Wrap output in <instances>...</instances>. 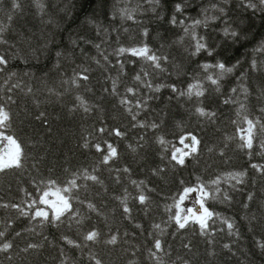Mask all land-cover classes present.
I'll return each mask as SVG.
<instances>
[{"label": "trees", "instance_id": "1", "mask_svg": "<svg viewBox=\"0 0 264 264\" xmlns=\"http://www.w3.org/2000/svg\"><path fill=\"white\" fill-rule=\"evenodd\" d=\"M226 28L235 37L226 36ZM0 36L8 41L0 44V54L9 60L0 72V104L10 115L9 127L0 131L18 138L26 156L20 169L0 174V204L27 208L51 180L56 181L53 191L72 179L78 185L65 193L74 199L63 223L41 224L30 219L31 213L0 207L5 233L0 247L13 245L0 251V264H264V176L251 167L264 164L259 147L264 142V48L258 47L264 45V11L242 0H0ZM200 38L211 55L206 49L193 54ZM145 43L168 58L161 60L163 70L128 52L117 55L121 47ZM118 60L125 62L123 71ZM219 63L233 71L218 76ZM84 69L86 81L79 78ZM144 71L150 73L147 78ZM137 73L152 90L140 85L138 97L128 95L133 120L120 99L128 87L139 85ZM209 75L218 78V90ZM113 81L119 95L111 91ZM172 85L184 93L190 85L195 93L198 86L204 95H179ZM229 97L235 100L224 103ZM138 98L147 100L143 109L135 107ZM198 108L215 115H201ZM40 113L44 116L37 119ZM249 119L259 121L250 150L241 147ZM153 122L159 127L152 129ZM101 127L106 131L99 132ZM117 127L126 135H112ZM187 134L200 145L180 166L170 157L183 148L179 141ZM97 143L105 152L96 151ZM108 143L117 156L104 164ZM236 173L245 175L233 178ZM217 178L220 195L206 201L216 214L208 220L209 234H200L191 222L178 230L171 217L179 211L174 205L183 188ZM141 193L148 198L145 204L137 199ZM226 220L235 225L232 234ZM90 231L99 233L96 240L85 239ZM113 236L116 243H108ZM157 239L164 251L156 252Z\"/></svg>", "mask_w": 264, "mask_h": 264}, {"label": "snow or ice", "instance_id": "2", "mask_svg": "<svg viewBox=\"0 0 264 264\" xmlns=\"http://www.w3.org/2000/svg\"><path fill=\"white\" fill-rule=\"evenodd\" d=\"M155 2L158 4L159 0H155ZM247 5L248 8L253 9L255 11H264V0H242V4ZM15 7L18 8L19 4H15ZM155 10V8L153 9ZM176 11L179 12L181 11V6L178 4L176 5ZM221 11H223L221 9ZM129 19L132 17L129 16ZM173 24H176V18L173 16L172 21ZM180 23H183L181 21ZM200 21H196V24H199ZM187 31V30H186ZM224 34L231 35L235 37L236 33L234 30L231 32L226 28L224 31ZM144 36H148V31L147 29L144 30ZM8 41L3 39L2 36H0V44H7ZM258 47L264 48V45H259ZM97 48H99V45H97ZM202 49H206L209 53V55L212 54L211 49H207V45L203 43V38L197 39L196 41V46H195V52L193 53L198 54ZM125 52L130 53L132 56H138L142 57L147 61L153 62V66L156 69H162L161 65V60H167L168 58L166 56L160 57L158 56L155 52H152V50L148 47V45L145 43L141 47L138 48H124L121 47L117 53V55H123ZM151 52V54H149ZM104 59L107 60V56H104ZM9 63V60L6 59V57L3 54H0V72H5L6 66ZM119 64L120 70L123 71L124 69V61H117ZM205 69H208L212 67V65L205 64L203 66ZM220 69V72L218 76H223L226 73L232 72V68H226L223 63H219L216 65ZM253 67H255V61H253ZM88 70L84 69L83 72L79 73V78L82 80H88V75L84 74ZM150 75L148 71L143 72V77L147 78ZM135 81L139 82V85H136L134 87H128L126 89V95L121 97L120 99V104L122 105H127V111L132 114V119L136 120V113H133L132 111V104L133 101L128 98V95H131L133 97H138L139 96V86L144 85L147 87L149 90H152V85L150 81H147L146 79H142V75L140 73H137L135 75ZM208 80L211 81L212 84L217 85V90H218V78H214L212 75H209L207 77ZM13 87H19V85H14ZM160 87H163V85L157 86L154 90L159 91ZM193 87L192 85L189 86L187 93L184 92H178L177 88L175 85H172V91L173 92H178L179 95H188L191 97L193 94L196 96H203L204 91L200 89L198 86H196L197 90L195 93L193 92ZM12 88H9V91H11ZM31 91V89H29ZM107 91V89H105ZM112 93L114 95H119L117 92V86L116 82L113 81V87L111 89ZM237 89L233 88L232 92L235 93ZM245 92L247 89L244 90ZM8 100L11 101L12 98L11 96L8 97ZM82 100V98H81ZM235 100V97H229L224 101V103H229L233 102ZM147 100H142V99H136L135 100V107L137 109H143L146 107ZM88 109H85L87 111ZM196 111H198L201 115H209V116H214L215 113L208 112L206 113L203 108H198ZM264 111V109H262ZM44 116V113H40V116L37 117V119H40ZM9 120H10V115L7 110H5V107L3 104H0V129H5L9 127ZM248 128L242 129V132H246L247 135H242L241 139L244 140V143L241 145L242 148H247V149H252L253 147V134L252 130L256 127L257 124H259V121L254 122L253 120L249 119L247 120ZM135 126V125H134ZM139 126L141 128L145 127L143 122L139 123ZM150 127L152 129H155L159 127L155 122H153ZM261 127H264V125H261ZM99 132L103 133L106 131L105 128L101 127ZM112 135H115L117 137H123L126 135L124 131H121L119 127L114 128L111 132ZM143 137H141V140ZM187 141V143H185ZM159 143L164 144L165 141L163 137H160ZM179 143L183 145V148H176L174 151L171 153L170 159L172 161H175L177 165L183 166L185 164V158L193 156L198 152V147L200 145V140L192 134H187L185 136H182ZM85 148L89 147L88 143L84 144ZM93 147L96 149L97 152H105V149L101 146V144L97 143L94 144ZM131 148L132 146L129 145ZM259 147L261 149H264V142L259 144ZM184 149H188V151H185ZM135 150V149H133ZM223 155V152L221 153ZM117 156V149L114 147L111 143L107 144V152L103 156L102 163L108 164L114 157ZM249 156H251V152H249ZM26 158L24 148L21 145V142L19 141L18 138H16L13 135L6 134L4 131H0V174L7 173L9 170L12 169H20L23 166V160ZM252 168H254L258 173H260L262 176H264V164H257L253 163L251 165ZM125 172H128L129 169L125 168L123 169ZM160 170H154V172H159ZM245 175V173H236L233 178H237L240 176ZM90 179L93 181L98 180L97 176H91ZM238 183L240 182L239 180L237 181ZM133 184H137L136 181H132ZM183 184V181H181ZM140 184H144L143 181L139 182L137 186L139 187ZM220 180L219 178L212 180L209 182V184H204L200 183L196 186L192 187H184L182 190V193L179 195L178 202L174 205L179 211H177L172 217L171 220L175 222V224L178 226L179 229H185L186 226L189 225V223L193 224H198L199 225V231L200 234L202 235H208L209 234V225H208V220H211L215 213L212 211H209L208 207H206V201L211 198L215 200L218 195H220V188H219ZM56 185L55 180H51L48 182V185L46 186L47 190H40V195L35 198L31 199L30 202L27 203V208L22 207L20 204H0V207L3 208H14L17 210V213L19 215H24L27 216L29 213H31L30 219L37 220L39 219V222L41 224H46V223H63L64 221L61 219L62 217L68 215L69 213H72V200L74 199L73 197L69 195H65V193H70L74 188H77L78 185L76 183L75 179H72L69 182V186L65 187L63 189L60 188H55L53 191V187ZM215 186L214 189L210 188V186ZM196 193V197L192 198L191 194ZM28 196L31 197L32 193H28ZM224 199L225 200H231V197L227 194V192L223 193ZM50 197L54 199H50ZM192 199V206L187 207L185 210L182 205L184 202L188 199ZM253 195L249 194L248 200L252 201L253 200ZM78 199V198H76ZM139 203L145 204L147 201V197L141 193L137 197ZM37 205H43V207H37ZM198 205V207H197ZM247 206V205H245ZM89 208L94 209L95 206L92 204L88 205ZM170 210V209H169ZM124 212L130 216L131 214V209H129L127 206L124 207ZM51 213V219H49V214ZM74 215V213H73ZM227 224V229L230 234L233 233V229L235 228V225L233 222L225 221ZM156 228H159L160 225H156ZM238 234V232L236 233ZM5 235L4 231L0 230V238H3ZM19 235V233H17ZM99 233L96 231H90L85 239L88 241H94L98 237ZM69 243H73L72 241H69ZM108 243L110 244H115L116 243V237L113 236ZM188 245H185L187 247ZM13 245L10 242H4L2 244V247H0V251L2 252H7L10 248H12ZM30 247H36V245H30ZM224 247L229 248L230 245H224ZM261 248H264V242L260 244ZM154 248L156 252H161L164 251V247L159 239L155 240L154 242ZM156 252H153L152 255L155 256ZM96 264H100V261L97 260Z\"/></svg>", "mask_w": 264, "mask_h": 264}, {"label": "rangeland", "instance_id": "3", "mask_svg": "<svg viewBox=\"0 0 264 264\" xmlns=\"http://www.w3.org/2000/svg\"><path fill=\"white\" fill-rule=\"evenodd\" d=\"M191 197H192V198H195V197H196L195 193L191 194ZM50 199H54V198L50 197ZM190 203H192V199H191V198L188 199V200H186V201L184 202V204L182 205V207H184L185 210H186L187 207L190 206ZM197 207H198V205H197Z\"/></svg>", "mask_w": 264, "mask_h": 264}]
</instances>
